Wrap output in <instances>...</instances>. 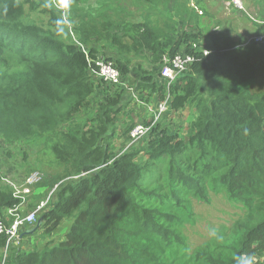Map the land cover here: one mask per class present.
<instances>
[{"label": "trees", "instance_id": "16d2710c", "mask_svg": "<svg viewBox=\"0 0 264 264\" xmlns=\"http://www.w3.org/2000/svg\"><path fill=\"white\" fill-rule=\"evenodd\" d=\"M141 2L164 16L163 27L147 19L131 24L108 3L94 13L89 0H0V141L52 138L64 169L36 231L24 227L11 248V264H264V44L244 47L216 33L205 7L202 15L183 8L178 23L175 10L188 0ZM248 4L264 18V0ZM169 8L172 17L164 15ZM104 43L117 59L100 55ZM142 51L148 64L133 66L127 54ZM178 54L195 61L168 87L161 68ZM100 58L119 69L122 83L135 76L137 108L126 110L125 90L94 74ZM166 94L167 116L194 111L185 134L171 133L163 117L154 123L151 106ZM89 110L93 116L77 122ZM138 124L153 126L126 150ZM125 137L117 155L115 141ZM142 155L145 165L137 162ZM148 175H155L152 185L144 184ZM212 194L246 209L236 241L190 252L179 212ZM19 204L0 172L6 227ZM6 241L0 236V252Z\"/></svg>", "mask_w": 264, "mask_h": 264}, {"label": "rangeland", "instance_id": "374dc122", "mask_svg": "<svg viewBox=\"0 0 264 264\" xmlns=\"http://www.w3.org/2000/svg\"><path fill=\"white\" fill-rule=\"evenodd\" d=\"M110 2V1H109ZM206 2V1H205ZM246 7V14H241L239 12L231 11L230 9H224V0H208V13L212 15L213 28L216 33L222 36L229 37L232 41L238 45H243L247 40L253 36L264 34V26L259 24V21H264V18L260 17L255 9L249 8L248 0H243ZM96 3H101L97 1ZM116 8L124 12L126 20L131 24L144 23L147 20L157 21L161 27L164 26L160 21L164 19L163 15L155 16V13H151V10L144 5L141 0H112ZM139 3L143 4L139 5ZM189 1L182 8H178V12L175 10L178 16V23L180 22V17L184 15L183 8L191 9L189 6ZM173 6V5H172ZM173 8H175L173 6ZM93 11V10H92ZM91 11V12H92ZM166 17H171L174 15L171 12V8L164 11ZM96 17V16H95ZM115 17V14H112ZM94 19V17H92ZM42 21L40 18L35 17V21ZM67 20V19H66ZM115 23V22H114ZM180 26V24H178ZM123 30H120L122 32ZM123 34V33H122ZM127 42H129L127 40ZM93 46H96L93 44ZM103 46L107 50H101L100 55H105L109 57L117 56L109 51L108 44L104 43ZM128 59L131 60L132 65L145 64L147 65V59L150 57L148 51H142L138 55L135 53H128ZM101 59V58H100ZM147 69H151L147 66ZM135 76H130L119 86V89L125 90L123 102L124 105L127 104L126 110H131L133 107H138V102L136 96L131 95V89L134 85ZM206 83V81H204ZM155 105V104H154ZM157 105L151 106L156 108ZM139 107L143 108L139 105ZM145 113V117L149 118L148 112ZM94 110H89L86 114H81L77 117V122L86 121L93 116ZM194 111L187 109L181 114H170L169 116H163L164 120L162 124H168L171 133L179 131L182 134L186 133L188 124L193 118ZM120 129V128H119ZM55 140L52 138L47 139L43 137L41 139L31 141V142H16L7 144L0 141V164L1 173L3 178H8L12 181L20 183V181L26 180L32 173L39 171L43 174L46 183L34 187L33 194L29 198L28 206L24 210V214L31 212L39 203L45 200L53 189L56 188L54 181L58 176L64 175V169L61 165H58L55 156L51 148L55 144ZM123 142H127V137L123 138L121 141H115V153L117 155L122 154L124 145ZM129 145V140L128 143ZM128 145L126 150L128 149ZM135 150V148H134ZM122 152V153H121ZM138 163L142 162V165L147 163V158L142 155L137 160ZM157 169L152 168L148 171H156ZM15 176V177H14ZM155 175L150 177L149 175L144 181V184L152 185L154 183ZM5 183V182H4ZM53 183V184H52ZM52 184V185H51ZM51 185V187H50ZM55 187L52 189V187ZM54 196L52 197V199ZM192 212L191 209H181L179 215L185 219V223L181 229L182 234L187 237V242L189 245L190 252H194L201 247L214 248L216 243H223L225 240H235V234L237 233L236 225L244 219L245 208L243 205L232 204L226 195L223 194H212V197L208 203H201L196 198L191 199ZM185 212L186 214H181ZM189 214H192V218H189ZM35 226V225H34ZM32 226V227H34ZM31 227V228H32ZM65 230L62 232L64 234ZM61 234V235H62ZM27 245V242L24 241ZM23 240L21 242L22 246ZM3 259V254L0 252ZM11 257L8 258L5 264H11ZM161 259L159 258L156 264H160ZM168 263V262H167ZM0 264H3L1 261Z\"/></svg>", "mask_w": 264, "mask_h": 264}, {"label": "built area", "instance_id": "2783aa9c", "mask_svg": "<svg viewBox=\"0 0 264 264\" xmlns=\"http://www.w3.org/2000/svg\"><path fill=\"white\" fill-rule=\"evenodd\" d=\"M225 8L231 11L239 12L241 14H246V7L243 0H224ZM64 21L67 22L64 15V10L61 9ZM259 24H264L259 22ZM250 44L263 45L264 44V34H259L253 36L244 43V47ZM204 55L208 57L210 52L205 51ZM195 61L192 56L185 54H178L175 58L168 64L161 68V78L167 83L168 87L175 84L177 79L181 74L188 71L189 66ZM98 67L97 72L94 74L106 84L119 87L122 85V77L119 69L112 63L104 59H98L96 62ZM131 95L135 97L134 90L131 89ZM170 94H166L165 100L159 102L156 108H153L155 115L154 123L160 120L161 117L169 114L170 111ZM153 123V124H154ZM153 125L145 126L144 124H138L130 132L129 136L131 141L129 146L137 144L143 138L147 137L151 131ZM1 171V164H0ZM43 174L39 171L32 173L26 180L20 181V183L12 181L8 178H3V181L13 189V195L16 199L20 201V204L9 210L8 214L13 218V223L10 227H6L3 221L0 219V236L5 235L7 237L6 246L2 249L3 254L2 262L5 264L9 258V253L11 248L18 246L21 241V233L24 227H32L36 224L38 216L43 212L48 204L50 203L52 197L55 195L57 187L52 190L49 196L39 203L31 212L24 214L25 208L28 206L29 198L33 194L34 187L40 185L43 182Z\"/></svg>", "mask_w": 264, "mask_h": 264}, {"label": "crops", "instance_id": "0c3cea01", "mask_svg": "<svg viewBox=\"0 0 264 264\" xmlns=\"http://www.w3.org/2000/svg\"><path fill=\"white\" fill-rule=\"evenodd\" d=\"M97 1H101V3H102V4L100 3L101 5H104V3H108L109 5H111L112 8L116 7L115 4L112 3V0H89V4H90L91 7H88V9L90 11L93 10L92 12H94V13H96L97 5L99 4V3L98 4L96 3ZM188 1H189V5L188 6L191 8V10L194 9L195 11L199 12L200 15H202L201 7H205V8L208 9V6H209V4L207 3L208 0H188ZM198 1H201L200 6L197 4ZM223 7H225V1L223 3ZM224 9H226V8H224ZM260 25L264 26V24H260ZM21 239H22V236H21Z\"/></svg>", "mask_w": 264, "mask_h": 264}, {"label": "water", "instance_id": "95a60500", "mask_svg": "<svg viewBox=\"0 0 264 264\" xmlns=\"http://www.w3.org/2000/svg\"><path fill=\"white\" fill-rule=\"evenodd\" d=\"M37 228H38V225L35 226L31 231L27 232L26 234H32V233H34Z\"/></svg>", "mask_w": 264, "mask_h": 264}]
</instances>
